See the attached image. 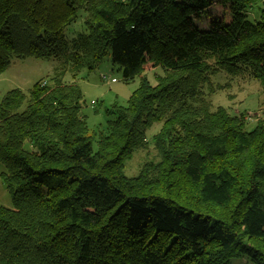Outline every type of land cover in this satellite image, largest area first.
Returning a JSON list of instances; mask_svg holds the SVG:
<instances>
[{
	"label": "trees",
	"instance_id": "1",
	"mask_svg": "<svg viewBox=\"0 0 264 264\" xmlns=\"http://www.w3.org/2000/svg\"><path fill=\"white\" fill-rule=\"evenodd\" d=\"M223 1L230 20L201 30L211 0H0V75L15 58L58 64L0 98V264H264V122L249 131L203 91L222 72L264 87V1ZM109 57L141 83L96 135L77 79ZM159 123L158 161L127 176Z\"/></svg>",
	"mask_w": 264,
	"mask_h": 264
},
{
	"label": "rangeland",
	"instance_id": "2",
	"mask_svg": "<svg viewBox=\"0 0 264 264\" xmlns=\"http://www.w3.org/2000/svg\"><path fill=\"white\" fill-rule=\"evenodd\" d=\"M211 1L213 7L203 12L201 20L197 23L201 30H208L213 18H229L230 20L229 4L223 0ZM251 15L257 17V10L253 8ZM83 19L84 16H81L78 22L71 26V29L75 27V33L81 29ZM57 66L58 64L51 59L33 57L13 59L11 65L0 75V98L14 89L28 94L33 86L40 81L50 83ZM145 73L149 77V81L155 85L156 76L163 75L164 72L159 67L153 68L148 64ZM65 80L72 82V74L67 73ZM211 82V86L206 85L203 91L213 111L225 108L230 115L242 117L249 131L254 130L260 122H264V87L258 80L252 78L248 73L230 76L222 72L214 76ZM77 83L84 94L81 113L86 117L89 128L96 135H100L107 131L109 120L115 119L108 111L114 106L126 107L131 95L140 86L141 80L137 77L129 82L124 81L122 71L112 63L109 57L94 71L83 70ZM161 126L160 123L155 124L147 134L146 147L137 150L126 161L125 173L127 176L135 177L146 162L158 161L159 157L153 136ZM94 149H97V140L94 142ZM4 172H6V168L0 162V207L12 208L11 195L1 178V174ZM234 264L252 263L248 259H241L234 261Z\"/></svg>",
	"mask_w": 264,
	"mask_h": 264
},
{
	"label": "built area",
	"instance_id": "3",
	"mask_svg": "<svg viewBox=\"0 0 264 264\" xmlns=\"http://www.w3.org/2000/svg\"><path fill=\"white\" fill-rule=\"evenodd\" d=\"M93 103H95V102H93Z\"/></svg>",
	"mask_w": 264,
	"mask_h": 264
}]
</instances>
